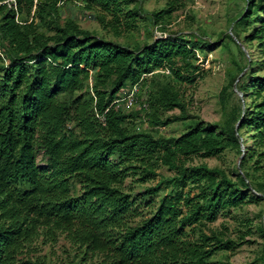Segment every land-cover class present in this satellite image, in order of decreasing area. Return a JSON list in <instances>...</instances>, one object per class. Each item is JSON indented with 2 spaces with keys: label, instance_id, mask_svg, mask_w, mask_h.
<instances>
[{
  "label": "trees",
  "instance_id": "obj_1",
  "mask_svg": "<svg viewBox=\"0 0 264 264\" xmlns=\"http://www.w3.org/2000/svg\"><path fill=\"white\" fill-rule=\"evenodd\" d=\"M65 1L0 0V264H48L21 255L40 237L55 243L60 235L81 255L78 264H211L217 252L234 250L240 243L221 233L201 232L194 240L187 228L264 197V73L256 74L264 71V0H243L230 18L233 35L246 49L255 42L259 56L250 54L236 68L229 61L228 79L243 98L222 124L194 118L180 92L195 83L197 51L212 42L193 33L132 47L104 40L71 17L62 21ZM80 1L116 34L114 21L132 30L141 11L129 7L134 0ZM180 4L165 0L150 14L152 24ZM248 30L241 38L239 31ZM137 83L147 111L112 105ZM174 109L178 114H160ZM177 121L185 126L180 135L158 134V127ZM242 145L234 179L220 167L187 162L230 147L241 156ZM162 167L172 174H161L138 195L124 190L129 175L143 183ZM167 186L154 211L132 223L136 198ZM260 259L264 264V244Z\"/></svg>",
  "mask_w": 264,
  "mask_h": 264
},
{
  "label": "rangeland",
  "instance_id": "obj_2",
  "mask_svg": "<svg viewBox=\"0 0 264 264\" xmlns=\"http://www.w3.org/2000/svg\"><path fill=\"white\" fill-rule=\"evenodd\" d=\"M59 5L61 6L62 21L71 17L82 29L88 30L92 35L104 40L128 44L131 47L141 41L149 42L153 38L159 37V34L165 36L175 33H193L212 42L213 46L207 47L203 53L200 51L196 53L198 57L196 63L199 70L196 72V80L193 86L180 88L181 95L188 104L189 114L205 122L224 123L230 111L243 98L235 91V83L232 84L228 79L226 70L230 64L229 61L234 59L237 64H234L233 67L236 68L246 65L247 60L251 57L257 58L259 56L255 42L248 43V49H246L240 40H235L230 34L233 26L230 18L244 8L245 2L243 0H181L179 8L167 16L161 24L156 25L152 24L150 14L163 9L165 0H134L129 4V7L141 8L136 17L135 26L132 30H127L125 25L117 24L114 21L113 24L119 29V34L114 33L110 26L103 27L97 19V14H100L98 10H87L80 0H66ZM110 18V15H107L106 20H111ZM239 32L240 37L243 38L249 30ZM226 35H230L231 39L227 38ZM263 73L264 71L256 72V74ZM224 87L227 90L223 104L221 97ZM148 89L146 90L148 91ZM142 94L146 96L145 92ZM178 112V109H174L163 111L160 114L166 118L171 114H178ZM134 124L140 128L143 125L140 122ZM184 129L185 126L182 125V122L177 121L158 127V134L161 136H178ZM244 138L245 144L248 145L250 139L247 134ZM243 151L244 146L242 145ZM43 160L40 151L37 154L39 165H43ZM187 162L193 165L205 163L209 167H220L233 179L236 171H240V156L234 147L226 149L216 157H194ZM157 173L159 175L155 179L143 183L137 181V176L129 175L123 183V188L133 195H138L145 188L155 185L162 175L169 176L172 174L165 167L158 168ZM170 189L171 186H167L158 195L145 197L144 200L137 197L133 206L134 211L130 216L131 222L136 223L149 216L154 211L159 198ZM250 191L255 195L252 188ZM261 227L264 228V197L262 200L246 199V202L240 206L220 212L214 222L205 223L193 230L187 228V230L190 231V238L194 240L198 238L201 232L209 235L215 232L221 233L224 238H230L240 243L234 250L217 252L211 257V264L224 262L226 264H263L260 259L264 244V233L261 232ZM21 257L42 258L48 264H78L81 255L64 238V235H60L55 243H44L40 237L24 249Z\"/></svg>",
  "mask_w": 264,
  "mask_h": 264
},
{
  "label": "built area",
  "instance_id": "obj_3",
  "mask_svg": "<svg viewBox=\"0 0 264 264\" xmlns=\"http://www.w3.org/2000/svg\"><path fill=\"white\" fill-rule=\"evenodd\" d=\"M14 2V0H9ZM159 37H167L161 36L159 34ZM166 73H168V70H165ZM140 92V85L137 83L133 85L131 88L121 91L120 96L113 100L112 105H116L117 107L123 108L125 111H130L132 109H143L144 111L148 110V104H147V96L144 94L138 96V93ZM100 120L103 121V118L100 116Z\"/></svg>",
  "mask_w": 264,
  "mask_h": 264
},
{
  "label": "water",
  "instance_id": "obj_4",
  "mask_svg": "<svg viewBox=\"0 0 264 264\" xmlns=\"http://www.w3.org/2000/svg\"><path fill=\"white\" fill-rule=\"evenodd\" d=\"M230 34H231V36L235 39V40H237V38L233 35V33L230 31ZM236 82H235V84H234V89H235V91L238 93V94H240V95H242V93L236 88ZM242 155H243V152H242V154H241V156H240V158L242 157ZM247 183H248V181H246ZM249 184V183H248ZM249 188H252L251 187V185L249 184ZM254 191V190H253ZM255 192V191H254ZM257 193V192H256ZM258 194V193H257Z\"/></svg>",
  "mask_w": 264,
  "mask_h": 264
}]
</instances>
